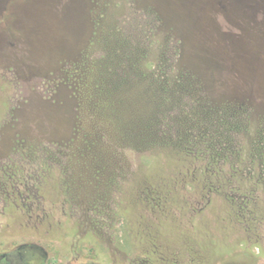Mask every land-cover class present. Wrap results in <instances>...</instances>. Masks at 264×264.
<instances>
[{
  "label": "rangeland",
  "instance_id": "374dc122",
  "mask_svg": "<svg viewBox=\"0 0 264 264\" xmlns=\"http://www.w3.org/2000/svg\"><path fill=\"white\" fill-rule=\"evenodd\" d=\"M0 264H264V0H0Z\"/></svg>",
  "mask_w": 264,
  "mask_h": 264
}]
</instances>
